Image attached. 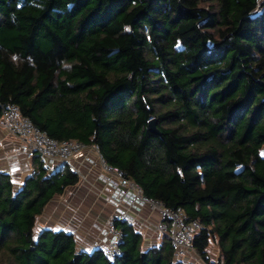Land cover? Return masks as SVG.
I'll return each instance as SVG.
<instances>
[{
	"label": "trees",
	"instance_id": "16d2710c",
	"mask_svg": "<svg viewBox=\"0 0 264 264\" xmlns=\"http://www.w3.org/2000/svg\"><path fill=\"white\" fill-rule=\"evenodd\" d=\"M8 105L198 221L204 264H264V0H0V115ZM32 161L20 187L0 173V264H181L117 219L111 259L35 233L79 178Z\"/></svg>",
	"mask_w": 264,
	"mask_h": 264
},
{
	"label": "built area",
	"instance_id": "2783aa9c",
	"mask_svg": "<svg viewBox=\"0 0 264 264\" xmlns=\"http://www.w3.org/2000/svg\"><path fill=\"white\" fill-rule=\"evenodd\" d=\"M0 129L14 138L17 148L27 159L37 156L44 166L55 169L67 165L79 178V183H87L88 177L97 171L91 187L113 209V218L105 226L99 227V237L91 242L90 249H97L111 259L119 255L121 231L113 220H121L141 231L143 213L156 218L153 226L155 245L166 240L175 251L174 259L181 264H199L194 254L192 242L202 229L198 221H188L181 209L171 210L162 202L146 196L140 185L126 177L120 169L108 165L93 145H85L75 140L57 141L37 129L32 122L20 114L18 107L8 105L1 110ZM84 155L87 171L81 173L69 165V160ZM16 161L15 156L9 159ZM78 183V184H79ZM202 262V260H201ZM203 263V262H202ZM204 264V263H203Z\"/></svg>",
	"mask_w": 264,
	"mask_h": 264
},
{
	"label": "crops",
	"instance_id": "0c3cea01",
	"mask_svg": "<svg viewBox=\"0 0 264 264\" xmlns=\"http://www.w3.org/2000/svg\"><path fill=\"white\" fill-rule=\"evenodd\" d=\"M11 156L16 157L15 162L9 160ZM32 160L20 153L16 140L0 129V173L10 175L15 186L20 187L34 170ZM69 165L81 173L87 171L83 154L70 159ZM93 171L87 183H79L73 188H68L63 195L54 197L43 211V214L49 215V219L46 220L43 214L40 219L41 223L47 224L44 228L72 233L77 246L84 250L90 249L91 242L99 237V227L109 223L114 215L110 205L90 186L97 173L96 170L93 169ZM102 208L105 209L101 210ZM104 210L105 212L102 213ZM60 215L62 219L57 220ZM142 216L144 218L141 224L142 229L138 232L143 236V245L145 248L155 246L153 226L156 218L147 217V213H143Z\"/></svg>",
	"mask_w": 264,
	"mask_h": 264
},
{
	"label": "rangeland",
	"instance_id": "374dc122",
	"mask_svg": "<svg viewBox=\"0 0 264 264\" xmlns=\"http://www.w3.org/2000/svg\"><path fill=\"white\" fill-rule=\"evenodd\" d=\"M259 1H262V0H259ZM259 154H260L261 157L264 158V147H262V148L260 149ZM103 209H105V208H102L101 210H103ZM104 212H105V210H104L102 213H104ZM42 214H43V213H42ZM41 216H42V215H41ZM41 216H40V217L37 219V221H36V225H35V229H34V232H35V233H38L41 229H44V227H46V225H47V224H44V222H43V223L40 222V219L42 218ZM44 216H45V217H44ZM43 217H44L46 220L49 219V215L43 214ZM47 217H48V218H47ZM57 218H58V217H57ZM60 219H62V215H60V218L57 219V220H60ZM51 222H52V221H51ZM103 222H104V221H103ZM48 226H49V225H48ZM48 226H47V227H48ZM103 226H105V225H103ZM54 228L58 229L57 227H54ZM79 247H80V246H79ZM144 249H145V247H144ZM206 253H207L209 259L211 260V262H217L218 257H219V253H218V249H217L215 243H214L212 240H210V242H209V246H208V248H207V250H206ZM194 254H195V256L198 258V262H199V264H203V263L201 262V258L195 253V251H194Z\"/></svg>",
	"mask_w": 264,
	"mask_h": 264
},
{
	"label": "water",
	"instance_id": "95a60500",
	"mask_svg": "<svg viewBox=\"0 0 264 264\" xmlns=\"http://www.w3.org/2000/svg\"><path fill=\"white\" fill-rule=\"evenodd\" d=\"M148 127H149V129H150L151 131L156 132V130H155V128H154V120H152V121L149 122ZM77 256H78L77 254L74 255V260L77 258Z\"/></svg>",
	"mask_w": 264,
	"mask_h": 264
}]
</instances>
